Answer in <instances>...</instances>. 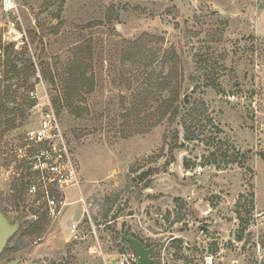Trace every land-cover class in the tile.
Masks as SVG:
<instances>
[{"label":"rangeland","instance_id":"1","mask_svg":"<svg viewBox=\"0 0 264 264\" xmlns=\"http://www.w3.org/2000/svg\"><path fill=\"white\" fill-rule=\"evenodd\" d=\"M17 1L28 37L39 40L30 46L33 87L18 93L15 128L0 141V208L20 224L1 264H104L94 239L70 241L72 222L86 233L93 225L110 258L133 252L122 241L127 230L171 264H203L207 255L217 264H264V0ZM8 31L0 14V75L14 44ZM149 75L171 79L166 99L172 89L181 104L188 97L181 115L196 140L161 119L160 103H141ZM41 84L73 148L90 216L79 203L56 220L30 216L22 156L33 154L25 138L38 117L29 93ZM67 88L78 115L59 109ZM68 198L78 200V191ZM23 223L41 231L24 236Z\"/></svg>","mask_w":264,"mask_h":264},{"label":"built area","instance_id":"2","mask_svg":"<svg viewBox=\"0 0 264 264\" xmlns=\"http://www.w3.org/2000/svg\"><path fill=\"white\" fill-rule=\"evenodd\" d=\"M20 8L17 0H0V14L8 19V34L16 49L26 45L30 47ZM40 88V92L32 90L29 93L35 102L32 111L38 117V125L28 130L25 138L28 148L33 149V154L22 156L28 161L32 176L28 188V194L34 200L30 216L36 219L40 213H44L48 219L56 220L62 216L66 207L77 203L83 207V215L90 216L82 192L83 182L72 157L73 148L62 127L50 94L43 84ZM74 150L76 149L74 148ZM72 189H76L79 193L78 200L73 202L68 198V191ZM68 231L71 242L94 239L93 249L101 256L104 264H108L109 261L110 264H139L138 257L134 252L124 253L115 258L107 257L101 249L93 225L86 233L81 229V222H72ZM152 258L153 264H171L172 262L166 251L159 253L157 259L153 256ZM171 258L173 260V255ZM203 264L217 263L212 255H207Z\"/></svg>","mask_w":264,"mask_h":264},{"label":"trees","instance_id":"3","mask_svg":"<svg viewBox=\"0 0 264 264\" xmlns=\"http://www.w3.org/2000/svg\"><path fill=\"white\" fill-rule=\"evenodd\" d=\"M62 0H56V2H60ZM47 3L50 5H53L52 0H47ZM58 16V15H57ZM44 30V29H43ZM55 32V31H51ZM30 46L35 45L38 43L39 36L38 33L32 32L31 35L28 37ZM41 44H43V41H41ZM15 45L11 44L10 47L5 49V60H4V71L2 75H0V141L3 139V136L6 132L11 131L14 126V120L11 119L13 115V107L12 105L17 101L18 93L21 90H29L31 87H33L31 80L34 78L36 72H37V66L34 60L29 57L30 47L26 45L22 48L21 54L18 56H13L14 54L11 52V49H14ZM37 50L41 51L42 49L38 47ZM80 53L86 51L87 48L85 46L81 45L79 47ZM154 74V73H153ZM46 75V74H45ZM15 82L14 87L11 86L12 82ZM167 81V82H166ZM163 84L160 82L158 83L155 81L154 76L152 78V75L148 76L147 79H145V82L143 85H141L140 89H138V93L140 98H142L141 103L147 106H151V103L155 102L157 104L160 103V107L158 109V115L161 116V119L168 118V121L171 125L177 123L178 125H181L185 128L186 135L185 139L187 141H194L196 140L197 136H195L194 133H189V127L187 126V119L185 117H182L181 111L182 108L189 103L182 102V104L179 102V90L178 89H172V98L166 99L165 94H168L169 87L166 85V83H171V79H163ZM158 83V84H157ZM75 92H72L70 89H66L65 91V97H64V106L59 104V109L62 110L64 107L68 110L69 114L71 116H74L77 114L75 109V100H73V94ZM78 115V114H77ZM76 115V116H77ZM179 132L176 131V139H178ZM187 168H189V165H187ZM25 184H22V189L20 190L19 200H21V195L24 192ZM42 226H36L31 225L29 223H23L21 225V232L24 236H33L34 234L41 231ZM123 233V232H122ZM129 236L134 237L141 242L145 244L146 247L150 248L151 245L147 244L143 239L140 237L129 234ZM242 237L239 239L241 240ZM122 241L125 242L130 246V249L134 251L133 246L128 243L124 237L122 236ZM180 242V241H179ZM154 257V256H153Z\"/></svg>","mask_w":264,"mask_h":264},{"label":"water","instance_id":"4","mask_svg":"<svg viewBox=\"0 0 264 264\" xmlns=\"http://www.w3.org/2000/svg\"><path fill=\"white\" fill-rule=\"evenodd\" d=\"M185 102L188 101V97H185L184 99ZM149 182L150 179H148L145 182V187H149ZM133 212L129 213V216H133ZM20 228V224L18 222H15V224H11L6 216L2 213L1 208H0V258L5 250V248L8 245V242L10 239L18 232ZM124 238L125 240L130 243L134 250L135 253L138 257V262L139 264H153V258H152V248H148L145 246L143 242L140 240L129 236L128 231L126 230L124 233ZM21 260H14L6 264H20ZM1 264V261H0Z\"/></svg>","mask_w":264,"mask_h":264},{"label":"flooded vegetation","instance_id":"5","mask_svg":"<svg viewBox=\"0 0 264 264\" xmlns=\"http://www.w3.org/2000/svg\"><path fill=\"white\" fill-rule=\"evenodd\" d=\"M4 253V252H3ZM3 255V254H2ZM2 257V256H1ZM18 260V259H17ZM20 260V259H19ZM11 261H13V259H11V258H9L8 260H7V262L9 263V262H11ZM21 263H22V261H21ZM20 263V264H21Z\"/></svg>","mask_w":264,"mask_h":264}]
</instances>
